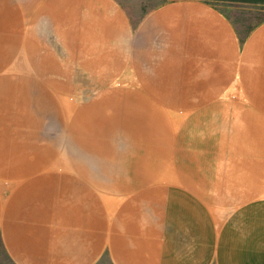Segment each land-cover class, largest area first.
Masks as SVG:
<instances>
[{"label": "crops", "instance_id": "crops-1", "mask_svg": "<svg viewBox=\"0 0 264 264\" xmlns=\"http://www.w3.org/2000/svg\"><path fill=\"white\" fill-rule=\"evenodd\" d=\"M264 264V8L0 0V264Z\"/></svg>", "mask_w": 264, "mask_h": 264}, {"label": "rangeland", "instance_id": "rangeland-1", "mask_svg": "<svg viewBox=\"0 0 264 264\" xmlns=\"http://www.w3.org/2000/svg\"><path fill=\"white\" fill-rule=\"evenodd\" d=\"M162 1H172V0H162ZM202 2H207L217 6H254L264 8V0H197ZM3 264V263H1ZM99 264H108L106 261H102Z\"/></svg>", "mask_w": 264, "mask_h": 264}]
</instances>
